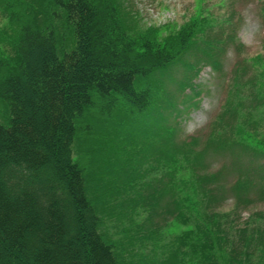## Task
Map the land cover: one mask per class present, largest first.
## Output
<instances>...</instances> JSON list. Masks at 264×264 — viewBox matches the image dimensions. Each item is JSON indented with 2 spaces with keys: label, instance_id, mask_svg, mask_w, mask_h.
I'll use <instances>...</instances> for the list:
<instances>
[{
  "label": "trees",
  "instance_id": "obj_1",
  "mask_svg": "<svg viewBox=\"0 0 264 264\" xmlns=\"http://www.w3.org/2000/svg\"><path fill=\"white\" fill-rule=\"evenodd\" d=\"M0 12V264H264V209L240 217L264 203V55L237 62L209 133L183 137L226 47L202 12L165 35L127 0ZM168 222L185 228L162 245Z\"/></svg>",
  "mask_w": 264,
  "mask_h": 264
},
{
  "label": "rangeland",
  "instance_id": "obj_2",
  "mask_svg": "<svg viewBox=\"0 0 264 264\" xmlns=\"http://www.w3.org/2000/svg\"><path fill=\"white\" fill-rule=\"evenodd\" d=\"M127 2L129 8L138 13L141 27L170 22V27L164 26L161 29V35H165L174 26L177 27L198 12H202L203 16L209 17L214 23L215 34L226 38L221 70H215L207 64L202 66L199 75L194 79L201 94L187 102L191 104L193 101H199V106H189L181 122L183 137L191 135L205 137L209 133L211 122L223 107L228 89L232 85V71L237 62L245 59L250 62L252 57L264 55V0H127ZM5 23L6 19L0 12V26ZM230 36H233L235 41L230 40ZM237 42L241 45L238 46ZM192 58V55L189 56V59ZM174 69L175 75L181 78L185 72L184 67L177 65ZM186 92H190V88L186 89ZM82 136L79 132L77 137ZM97 149L92 148V151L98 153ZM213 164L217 165V160H213ZM221 207L223 211L229 210L232 204L228 202ZM259 209H264V203L249 206L240 213V217L244 220L249 213ZM140 214L136 219L142 220L147 215L145 211ZM115 225L117 226L114 221L106 224L108 231L115 238H119L121 234L118 227H114ZM161 225H159L161 228L157 229L160 231L162 245L168 243L174 235L185 228L173 222ZM148 255L144 259L140 258V262L154 261V257ZM129 258L131 257L127 255L126 260H130ZM133 259L137 260L136 256Z\"/></svg>",
  "mask_w": 264,
  "mask_h": 264
}]
</instances>
